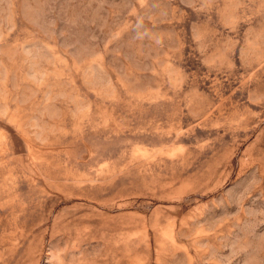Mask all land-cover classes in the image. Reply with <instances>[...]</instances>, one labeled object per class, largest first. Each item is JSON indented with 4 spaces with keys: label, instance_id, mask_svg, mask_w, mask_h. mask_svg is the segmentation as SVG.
Segmentation results:
<instances>
[{
    "label": "rangeland",
    "instance_id": "obj_1",
    "mask_svg": "<svg viewBox=\"0 0 264 264\" xmlns=\"http://www.w3.org/2000/svg\"><path fill=\"white\" fill-rule=\"evenodd\" d=\"M0 264H264V0H0Z\"/></svg>",
    "mask_w": 264,
    "mask_h": 264
}]
</instances>
